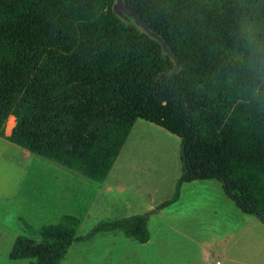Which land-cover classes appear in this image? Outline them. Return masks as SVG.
<instances>
[{"label": "trees", "instance_id": "trees-1", "mask_svg": "<svg viewBox=\"0 0 264 264\" xmlns=\"http://www.w3.org/2000/svg\"><path fill=\"white\" fill-rule=\"evenodd\" d=\"M122 2L167 52L116 16L114 0H0V137L12 128L11 144L101 183L139 119L180 142V175L153 211L183 183L212 179L264 223V0ZM146 220L99 222L77 236L70 215L38 230L20 218L38 241L17 235L8 259L59 264L72 242L98 232L142 244Z\"/></svg>", "mask_w": 264, "mask_h": 264}, {"label": "rangeland", "instance_id": "rangeland-1", "mask_svg": "<svg viewBox=\"0 0 264 264\" xmlns=\"http://www.w3.org/2000/svg\"><path fill=\"white\" fill-rule=\"evenodd\" d=\"M121 19L138 26L130 16ZM14 120L9 117L7 122L12 126ZM24 163L30 171L22 190V211L35 230L55 223L64 214L77 218V236L99 222L133 214L148 217L147 242L140 244L119 231L98 232L87 240L72 242L59 264H151L154 256L201 253L205 247L232 255L237 264H264V223L241 213L215 180L182 184L174 203L153 211L171 196L181 172L179 139L154 125L134 121L103 187L34 154ZM41 203L51 204L52 211L46 213L45 207H39ZM9 210V203L0 201V264H29V259H8L14 237L28 235L23 228L18 231L3 224ZM28 237L38 241L35 234Z\"/></svg>", "mask_w": 264, "mask_h": 264}, {"label": "crops", "instance_id": "crops-1", "mask_svg": "<svg viewBox=\"0 0 264 264\" xmlns=\"http://www.w3.org/2000/svg\"><path fill=\"white\" fill-rule=\"evenodd\" d=\"M10 117L13 118L12 116ZM11 129L6 130L4 127L3 130L4 137L9 135ZM4 137H0V201L8 202L11 210H9L10 212L9 214L3 217V224L9 229L16 228L18 231H20L21 228H23L24 230L23 225L19 221L20 218L23 219L28 225H30L25 219L26 218L25 212L22 211L25 207V198L22 197V190L30 171L29 167L26 166V163L24 162L27 161V159H29L30 153H28L26 150L16 145L11 144L7 140H5ZM50 163L54 165H59L52 161H50ZM55 177L57 178V175H55ZM104 181H102L101 183L98 182V184H96V187L105 186L107 180L105 182ZM97 192L99 193L100 191L97 190ZM99 194H101V192ZM29 204L30 202H28V205ZM54 204H56V201L54 202ZM28 207L30 208V206ZM39 207H41L42 210L44 209L43 207H45L46 213L52 211L51 204L49 203H46V205L45 203H41ZM49 207H51V209L48 210L47 208ZM62 216L63 215L59 217L58 221ZM146 218H148L147 215ZM12 223H14V226L12 225ZM25 233L27 232L25 231ZM188 242L192 244L197 243L196 240H188ZM197 245L199 244L197 243ZM204 249L205 252H201V253L200 252L168 253L162 256H154V258L151 261V264H237L238 263V260L233 258V256L228 253H217L215 252V248L213 247H205ZM214 258H218L219 261L215 260ZM19 260H23V259H19ZM11 261H18V260H11Z\"/></svg>", "mask_w": 264, "mask_h": 264}, {"label": "water", "instance_id": "water-1", "mask_svg": "<svg viewBox=\"0 0 264 264\" xmlns=\"http://www.w3.org/2000/svg\"><path fill=\"white\" fill-rule=\"evenodd\" d=\"M112 11L114 12V14L116 16H118L120 19L126 15V16H130L133 20L134 23L138 26H141V28L143 29V31L148 34L149 36H151L152 38H154L155 40H158L157 37H155L154 35H152L151 33H149V31L147 30V28L145 27L144 23L142 22V20L140 19V17L134 12L132 11L130 8H128L123 2L122 0H114V3L112 5ZM161 44L162 50L164 52H167L164 44L161 40H158ZM169 54V53H168ZM176 70V68L174 69Z\"/></svg>", "mask_w": 264, "mask_h": 264}, {"label": "clouds", "instance_id": "clouds-1", "mask_svg": "<svg viewBox=\"0 0 264 264\" xmlns=\"http://www.w3.org/2000/svg\"><path fill=\"white\" fill-rule=\"evenodd\" d=\"M244 36L250 44L256 43V36L250 28L244 30ZM256 52L261 55H264V47H258L256 49ZM260 63L264 65V60H262Z\"/></svg>", "mask_w": 264, "mask_h": 264}]
</instances>
